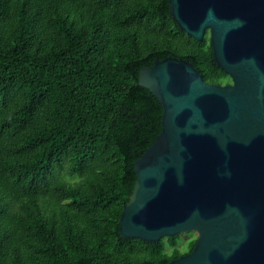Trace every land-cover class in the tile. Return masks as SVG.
<instances>
[{
	"label": "trees",
	"instance_id": "trees-1",
	"mask_svg": "<svg viewBox=\"0 0 264 264\" xmlns=\"http://www.w3.org/2000/svg\"><path fill=\"white\" fill-rule=\"evenodd\" d=\"M166 57L231 83L208 31L187 35L168 0H0V264H166L192 250V232H119L134 161L161 130L139 70Z\"/></svg>",
	"mask_w": 264,
	"mask_h": 264
},
{
	"label": "water",
	"instance_id": "water-1",
	"mask_svg": "<svg viewBox=\"0 0 264 264\" xmlns=\"http://www.w3.org/2000/svg\"><path fill=\"white\" fill-rule=\"evenodd\" d=\"M178 27L231 79L217 85L185 59L139 70L162 107L161 130L134 161L120 219L125 238L192 232L166 264H264V0H168Z\"/></svg>",
	"mask_w": 264,
	"mask_h": 264
},
{
	"label": "rangeland",
	"instance_id": "rangeland-1",
	"mask_svg": "<svg viewBox=\"0 0 264 264\" xmlns=\"http://www.w3.org/2000/svg\"><path fill=\"white\" fill-rule=\"evenodd\" d=\"M191 236H195V234L192 233ZM186 238H187V235H186L185 233L182 234V237H181L182 241L185 240ZM182 241H181V243H182ZM182 248H183V247H182Z\"/></svg>",
	"mask_w": 264,
	"mask_h": 264
}]
</instances>
